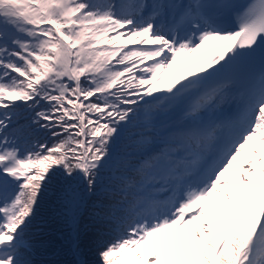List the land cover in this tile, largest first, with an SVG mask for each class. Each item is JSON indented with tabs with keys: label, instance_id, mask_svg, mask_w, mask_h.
Returning <instances> with one entry per match:
<instances>
[{
	"label": "snow or ice",
	"instance_id": "obj_1",
	"mask_svg": "<svg viewBox=\"0 0 264 264\" xmlns=\"http://www.w3.org/2000/svg\"><path fill=\"white\" fill-rule=\"evenodd\" d=\"M58 170L74 250L97 197L95 264H264V0H0V264H33Z\"/></svg>",
	"mask_w": 264,
	"mask_h": 264
},
{
	"label": "trees",
	"instance_id": "obj_2",
	"mask_svg": "<svg viewBox=\"0 0 264 264\" xmlns=\"http://www.w3.org/2000/svg\"><path fill=\"white\" fill-rule=\"evenodd\" d=\"M36 136L39 135L36 133ZM40 136L41 140L47 138L45 137L47 135L41 134ZM127 136H129L128 133ZM68 183L70 181L63 176L62 171L58 170L39 195L34 215L30 221L31 224L28 227L30 231L27 233L34 246L31 258L37 259V263L34 261L33 264H43V260L46 262L45 264H75L70 248L71 227L63 215L61 199L63 190ZM96 199L97 197L88 198L87 207L76 227L77 252L85 259L86 264H95L97 261L99 225L91 215V204ZM103 239H111V235H106ZM47 255L51 256L46 257Z\"/></svg>",
	"mask_w": 264,
	"mask_h": 264
},
{
	"label": "rangeland",
	"instance_id": "obj_3",
	"mask_svg": "<svg viewBox=\"0 0 264 264\" xmlns=\"http://www.w3.org/2000/svg\"><path fill=\"white\" fill-rule=\"evenodd\" d=\"M180 58H182L181 56H180ZM37 134H39V135H41V134H45V135H49L47 132H44V131H39V132H37ZM228 179L229 180H232L233 179V177L230 179V176L228 177ZM95 223H96V221H95ZM29 224H31V223H29ZM30 231V228H28V230H27V233ZM32 260H33V262L35 261L36 263H37V259L36 258H31ZM96 260V259H95Z\"/></svg>",
	"mask_w": 264,
	"mask_h": 264
},
{
	"label": "bare ground",
	"instance_id": "obj_4",
	"mask_svg": "<svg viewBox=\"0 0 264 264\" xmlns=\"http://www.w3.org/2000/svg\"><path fill=\"white\" fill-rule=\"evenodd\" d=\"M220 51H223V49H219V50H217L216 53H215V55H216L218 52H220ZM211 56H214V55H212V54L209 55V57H211Z\"/></svg>",
	"mask_w": 264,
	"mask_h": 264
}]
</instances>
